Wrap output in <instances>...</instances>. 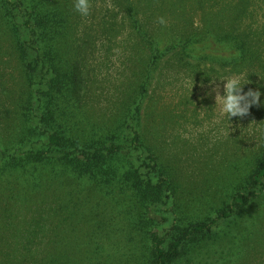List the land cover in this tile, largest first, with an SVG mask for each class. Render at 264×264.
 Returning <instances> with one entry per match:
<instances>
[{"label": "rangeland", "instance_id": "obj_1", "mask_svg": "<svg viewBox=\"0 0 264 264\" xmlns=\"http://www.w3.org/2000/svg\"><path fill=\"white\" fill-rule=\"evenodd\" d=\"M53 1L69 5L70 59L74 44L83 43L76 52L86 82L77 108L84 132L117 126L140 69L143 75L149 70L139 132L171 189L164 202L148 206L119 181L96 186L63 169H41L36 180L26 172L3 175L0 262L148 264L150 233L170 241L214 219L209 229L183 242L173 264H264V189L233 215L217 218L264 146V103L229 122L214 106L213 84L222 93L223 82L210 83L212 77L241 73L248 80L244 91L259 89L264 101V0H133L145 29L162 44L192 33L213 42L208 29L219 38L224 32L240 38L252 58L238 68L210 56L175 64L168 55L147 68L148 51L131 28L124 0H91L88 17L74 10L73 0ZM12 41L0 17L2 144L20 140L24 121L16 108L26 83ZM118 165L122 172L127 163Z\"/></svg>", "mask_w": 264, "mask_h": 264}, {"label": "trees", "instance_id": "obj_2", "mask_svg": "<svg viewBox=\"0 0 264 264\" xmlns=\"http://www.w3.org/2000/svg\"><path fill=\"white\" fill-rule=\"evenodd\" d=\"M61 4L63 7L53 0H0V17L13 40L12 51L26 83L16 108L19 116H24L20 140L0 143V177L26 172L36 180L41 169L52 167L87 178L96 186L119 181L141 204L164 202L169 197L171 180L158 168L157 156L143 143L138 126L149 70L143 75L140 69L139 82L129 90L117 126L102 132H84L77 108L86 82L76 52L83 43L74 44L75 53L70 59L71 12L68 2ZM139 7L133 0L123 2L132 30L148 51L147 68L155 67L167 55L175 64H182L185 58L210 56L217 63H228L233 68L247 65L252 58L240 38L230 32L222 33L219 38L212 29L206 33L213 34V42L197 39L192 33L162 44L145 29ZM261 149L253 169L217 218L233 215L263 191L264 146ZM122 159L127 165L120 172L118 163ZM213 221L191 225L170 241L166 234L150 233L148 264H173L181 254L183 242L209 229ZM26 261L21 258L0 264H27Z\"/></svg>", "mask_w": 264, "mask_h": 264}, {"label": "clouds", "instance_id": "obj_3", "mask_svg": "<svg viewBox=\"0 0 264 264\" xmlns=\"http://www.w3.org/2000/svg\"><path fill=\"white\" fill-rule=\"evenodd\" d=\"M74 10L82 17L90 15L91 0H73ZM160 24H166L164 17L158 18ZM213 83L217 78L223 82L222 93L218 91V85L213 84L215 94V105L218 114L230 122L232 117H243L249 112L252 105L264 103L261 101L259 89L249 88L244 91V85L248 82L247 77L241 73H235L224 77H212Z\"/></svg>", "mask_w": 264, "mask_h": 264}]
</instances>
